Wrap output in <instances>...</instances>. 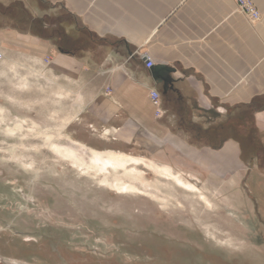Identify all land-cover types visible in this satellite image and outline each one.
Segmentation results:
<instances>
[{"label":"rangeland","instance_id":"374dc122","mask_svg":"<svg viewBox=\"0 0 264 264\" xmlns=\"http://www.w3.org/2000/svg\"><path fill=\"white\" fill-rule=\"evenodd\" d=\"M32 19L14 0L0 5V264H264V126L254 112L242 111L240 136L227 131L240 146L237 168L176 174L194 186L185 189L148 167L160 160L141 143L95 134L42 63L16 54L10 26L54 33ZM93 153L140 159L142 177L73 164H91ZM107 181L141 192L143 181L156 197Z\"/></svg>","mask_w":264,"mask_h":264},{"label":"crops","instance_id":"0c3cea01","mask_svg":"<svg viewBox=\"0 0 264 264\" xmlns=\"http://www.w3.org/2000/svg\"><path fill=\"white\" fill-rule=\"evenodd\" d=\"M15 1L31 24L54 31L45 39L10 26L16 54L24 49L42 63L43 78L57 82L58 94L87 116L95 134L141 143L159 167L174 174L233 171L241 151L227 131L241 135L244 110L264 126V0H251L261 14L257 24L233 0ZM144 55L151 69L173 70L169 87L165 72L152 78Z\"/></svg>","mask_w":264,"mask_h":264},{"label":"bare ground","instance_id":"6f19581e","mask_svg":"<svg viewBox=\"0 0 264 264\" xmlns=\"http://www.w3.org/2000/svg\"><path fill=\"white\" fill-rule=\"evenodd\" d=\"M139 162H141L140 159L139 160H133V158L132 159H128V158H116V157H113V156L102 157L100 154L93 153L92 154V157H91V164L85 165V162L81 158L76 159L73 164H77L78 167H81V168L84 167L85 169H89V168L90 169H94V170H96L95 172H97V173H100L101 172V173H105V174H108L110 172L108 170L109 168L113 169L114 171H116L117 169H125V170L128 169L132 173L136 174L137 177H138V176L141 175V171H139L137 169V164ZM128 164H129V167L127 166ZM148 167L152 168L155 173H160L161 176L167 177L168 179H172L173 182L176 185H178V186H182L185 189H191V188L194 189V186H187L186 184H184L183 181H181L180 176H178L179 174L178 175L174 174L168 168H164V167L161 168L159 166H156V167L155 166L154 167L153 166L152 167L151 166H148ZM140 177H142V176H140ZM142 180H144V179H142ZM122 182L119 181V182H115V184H113V183H108V181H107V184L110 187L116 188L120 192H124V194H126L125 192H131V193H133V192L142 193L143 192L144 194H148L151 197L152 196L153 197H156V196H154L155 195L154 194V191L156 189L154 187L150 186V185L149 186L145 185L143 183V181L140 182V184L142 186H144V188H143L144 190L142 192H141V189L139 190L140 187L138 188L137 186L124 185V183H122ZM150 189H152L154 191H150ZM157 189H159V188H157ZM166 199L167 198H165V197H160V200L163 203H167V200ZM200 199H202L204 202L206 201V199H205V197L203 195L200 196Z\"/></svg>","mask_w":264,"mask_h":264},{"label":"built area","instance_id":"2783aa9c","mask_svg":"<svg viewBox=\"0 0 264 264\" xmlns=\"http://www.w3.org/2000/svg\"><path fill=\"white\" fill-rule=\"evenodd\" d=\"M233 2L236 5V8L238 11L251 23V24H257L261 20V14L253 4L251 0H233ZM3 56L0 53V61L2 60ZM142 60L145 62V67L147 69H150L153 64L149 60V58L144 55L141 57ZM149 99L151 102L152 107L154 108V114L155 117L159 118L162 115V112L160 110V96L156 91H150L149 93Z\"/></svg>","mask_w":264,"mask_h":264},{"label":"water","instance_id":"95a60500","mask_svg":"<svg viewBox=\"0 0 264 264\" xmlns=\"http://www.w3.org/2000/svg\"><path fill=\"white\" fill-rule=\"evenodd\" d=\"M150 72H151V76L152 78L155 79V77H161V74L163 72H165V77H162V82H163V85H164V89H166L167 87H169L171 85V78H170V73H172V69L170 68H164L163 66H157L156 68L154 69H149Z\"/></svg>","mask_w":264,"mask_h":264}]
</instances>
